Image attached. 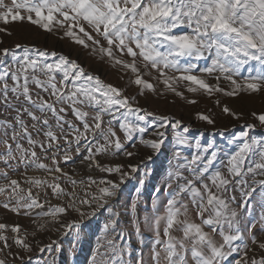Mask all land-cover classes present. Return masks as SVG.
I'll use <instances>...</instances> for the list:
<instances>
[{
  "label": "snow or ice",
  "instance_id": "6c2138e0",
  "mask_svg": "<svg viewBox=\"0 0 264 264\" xmlns=\"http://www.w3.org/2000/svg\"><path fill=\"white\" fill-rule=\"evenodd\" d=\"M24 21L48 33H62L61 38H70L73 43L93 53H100L102 59L107 57L112 64L120 65L125 71L130 69L140 96L157 90L153 83L143 78L137 57L142 59L145 70L150 67L158 73L159 82L166 91L177 96L183 97V92L178 91L177 87L182 81L189 82L188 92L202 90L209 96L214 92L236 96L242 92L250 94L264 91V0H0V23L7 26ZM5 31H8L6 27H0V32ZM101 39L106 42V46L101 44ZM9 53L12 54L13 64L0 66V101L12 107L9 101L11 92L17 101L23 97L24 104L28 106L16 108L14 123L0 121V145L4 146L0 150V162L7 168L0 169V194L7 192L9 201L3 203L5 209L10 208L19 214L22 209L43 207L31 186L47 184V181L27 176V170L35 167L49 174L55 172L67 176L57 161L62 148L65 162L73 160V151L79 155L83 149L88 153L85 160L90 169L95 166L100 172L119 174L123 181L129 175L123 170L125 165L102 164L96 159V154L115 156L124 150L120 136L112 126L114 123L119 125L126 141H132L139 135L141 142L156 153L161 151L165 143L164 130L168 127L173 129L172 139L177 145L189 144V138L184 135L189 128L185 126L182 131L178 130L182 127L181 121L173 123L168 115H155L138 106L136 97L126 95L125 90L113 84L104 83L98 75L87 72L77 60L55 51L23 44H16L14 49H0V58H7ZM124 55L131 60L121 59ZM209 55L211 65L200 68L197 62L208 59ZM49 57L55 58L53 62H48ZM245 70L247 75H243ZM197 71L219 73L216 80L223 78L229 81L232 90L225 91L219 83H208L201 76L193 74ZM36 73L45 78L41 79ZM57 75L61 77L58 82ZM239 76L243 77V83L234 79ZM9 77L13 82L11 86L7 82ZM30 84L48 93L54 100L49 102L39 94L37 99H33ZM189 103L196 101L191 100ZM57 104L69 107L57 109ZM84 108L92 109L94 114L90 116ZM37 111L41 115H37ZM68 111L82 128L65 119L62 113L67 114ZM223 111L237 116L227 106ZM48 113L55 118L59 135L49 123ZM25 114L33 122L31 128L37 135L42 132L45 140L33 139V132L23 118ZM252 115L264 126V113ZM197 116L208 124H214L209 115L198 113ZM150 117L153 118L152 125L148 124ZM105 123L107 127H104ZM65 126L68 132L64 131ZM151 126L155 127L156 138L144 139V134ZM246 128L250 130L255 125L248 124ZM98 137L103 138V144L99 143ZM239 138L243 142L228 157V176L219 170L209 175L217 153L211 151L210 155H204L213 145L209 143L202 146L199 140L195 142V148L200 151L193 154L190 160L185 157L184 163H177L176 170L168 173L169 180H183L185 178L180 170L187 169L194 179L178 184L177 190L169 192L165 215H155L153 218L154 245L158 248L152 252V264H161L162 260L164 264H189V259L193 264H223L233 253L239 252L241 246L245 249L244 255L235 264H264V255L259 258L254 255L249 259L248 244L241 230V213L230 206L236 198H225L229 190L238 185L244 201L241 207L248 211L250 201L258 195L262 207L260 222L264 225V139L250 138L249 131L245 130L239 133ZM21 140H26L29 147L25 148ZM36 147L46 154V159L52 161L53 167L39 161ZM125 154L127 157L134 155L133 152ZM175 156L179 159V151ZM127 167L132 172L138 171L137 165L129 164ZM21 169L24 171L19 178L10 176V172L18 173ZM249 175L252 177L251 183L246 179ZM205 176L210 183L204 182ZM59 178L56 176L54 179ZM21 181L30 187L25 189ZM87 181L82 197H78L75 191L69 192L62 188L59 183L51 184L53 195L57 199H67V203L37 215L50 217V222L59 224L60 228L75 230L78 235L86 218L94 217L100 209L106 208L110 218L103 225L105 243L99 247L104 251L98 252V255L107 257L105 264H129L124 256L130 254V250L117 240V237L123 239L124 236L123 229L119 228V213L110 204L120 184L106 177L97 181L89 176ZM70 182L74 187L77 183H85L72 179ZM139 184L143 185L144 180L140 179ZM93 185L96 186L95 192L90 191ZM140 191L138 187L137 197L129 204L133 214L137 209ZM155 192L159 193L160 189H155ZM182 194L190 197L200 223L188 219V204L181 199ZM11 201H15V204H10ZM152 207L155 212V204ZM23 214L27 215L28 211ZM72 214L78 219L64 222L63 216ZM182 215L185 217L183 220L180 219ZM161 221L165 222L163 239L160 235ZM133 222L135 232L139 235V218ZM144 223H149V217L145 216ZM5 227L0 224V229ZM204 227L210 228L211 233L205 232ZM253 227L255 224L249 226V231ZM12 230L18 233L20 226H13ZM261 230L264 231V227ZM173 231L182 232V237H175ZM213 233L218 234L220 239L216 240ZM110 234H114L112 238H108ZM15 242L23 249L31 250L26 240L17 237ZM251 243L264 250V240H258L255 235L251 236ZM52 244L41 247L40 251L47 248L51 252ZM0 264H6V261L0 259ZM136 264H144L142 255Z\"/></svg>",
  "mask_w": 264,
  "mask_h": 264
},
{
  "label": "rangeland",
  "instance_id": "374dc122",
  "mask_svg": "<svg viewBox=\"0 0 264 264\" xmlns=\"http://www.w3.org/2000/svg\"><path fill=\"white\" fill-rule=\"evenodd\" d=\"M10 2V0H6ZM0 27H6L8 31L0 32V49L10 48L14 49L16 44H23L27 46H35L38 49H47L49 52L55 51L58 54L69 56L71 59L77 60V62L85 68L87 72H91L93 75H98L104 83L113 84L125 90V94L130 97H136L138 106L144 108L149 112H153L155 115H168L172 118L174 123L176 120L182 122L181 129L188 127L189 131L184 133L189 138L188 145H177L172 139L173 129L171 127L166 128L165 143L159 153L154 152L150 147L145 146L140 136L137 135L132 141H126L123 132L119 129V125L114 123L112 126L120 136L121 143L124 145V150L119 154L106 155L96 154V159L102 164L113 165L116 163L125 165L123 169L129 175H127L123 181L120 180L119 174L116 173H103L98 168L93 166L91 169L88 167V162L85 157L88 155L86 151H83L77 155L74 151L71 153L73 156L72 161L65 162L63 160V148L60 150L61 154L57 155V161L59 167L63 173H67V176L60 173L53 172L49 174L43 169H37L31 167L27 170V176L35 177L40 180H46L47 184L34 185L32 187L33 194L37 197L38 201L43 205L42 208H35L32 210L22 209L18 214L11 211V209H5L2 205L4 202H9L7 192L0 194V224L6 225L4 229H0V259L6 261V264H94L93 258L95 257V264H105L107 257L98 255L103 253L104 249L99 247L105 243V233L103 225L110 218L107 209H100L96 216L86 218L83 221L81 229L78 230L77 235L75 230L60 228L59 224L50 222V217L38 216V213L47 212L50 208L67 203V199H57L50 188L53 183H59L62 188L67 191H75L78 197L84 195V190L87 187V178L91 176L93 179L99 181L101 178L116 181L120 184L117 194L111 198L110 204L116 212L119 213V228L123 229V239L117 237V240L127 245L130 250V254L126 253L124 256L125 261L129 264H136L138 257L143 256L144 264H152L151 256L154 248L158 246L154 245L155 240V226L153 218L155 215H165V206L169 197V192L177 190L178 184L186 183L188 179H194L191 172L187 169H181L185 179L183 180H169L168 173L176 170L177 163H184V158L191 159L193 154H197L198 151L195 148V142L200 141L202 146H207L209 143L213 145L212 149L204 155H210L211 151L217 153V159L213 162V166L210 169L211 172L219 170L225 176H228L227 164L228 157L236 151L239 144L242 143V139L239 138V133L242 130L249 131L250 138L264 139V126L260 125L258 119H256L253 113H264V91L259 93H239L236 96H228L224 92H214L211 96L204 93L202 90L196 93L188 92L187 87L189 82L182 81L177 87L178 91L183 92V97L177 96L171 92L165 90L164 85L159 82L158 73L150 67L145 70L142 67V59L137 57V65L141 68L143 78L153 83L156 87V92H145V95L140 96L138 94V86L133 83L135 76L131 73V70H123L120 65L112 64L107 57L101 58L100 53H93L89 49H85L73 43L70 38H61L62 33H48L38 26L32 25L30 22H13L7 26L0 23ZM11 33V34H9ZM99 39V37H97ZM101 44L106 46V42L101 39ZM19 51V50H17ZM117 56L120 54L117 52ZM123 60H131L130 57L124 55L120 57ZM55 58L49 57L48 62H53ZM200 68L208 67L211 65V56L206 60L197 62ZM13 64L12 54L9 53L7 58H0V66H8ZM193 74L201 76L208 83L215 85L219 83V86L225 91H231L232 85L229 81L221 78L216 80V76L219 73H203L194 72ZM247 70L243 75H247ZM41 79H44L42 75L36 73ZM169 75H178L176 73H169ZM60 75H57V82L60 80ZM239 83H243V77H234ZM7 82L11 86L13 84L9 77ZM30 91L33 93V99H37V94L43 96L44 99L52 102L54 97H50L48 93L42 92L34 84H30ZM195 100L196 103H189V101ZM9 101L13 105L12 107L6 106L0 101V121H10L14 123V117L16 115V108L22 106H28L24 104L23 97L17 101L13 94L9 92ZM227 106L232 112L237 114L236 117L223 111ZM57 109L61 107H69L68 105H56ZM35 111V109H30ZM84 111L89 112V115H93L94 112L90 108H84ZM203 113L209 115L214 121V124H208L206 121H202L198 118L197 114ZM37 115H41L38 111ZM65 115V119L73 121L78 127L82 128V125L75 120L71 111H68ZM25 122L30 126L29 130L33 132V139L45 140L42 132L37 135L31 128L33 123L29 117L25 114ZM49 123L53 126V130L60 134V130L55 127L56 121L51 113L47 114ZM107 120V117H105ZM153 118H149L148 124L152 125ZM91 123V120L89 121ZM254 124L255 128L247 129L246 125ZM39 128L40 125H37ZM104 127H107L105 123ZM47 129H44L46 131ZM65 132H68L67 126L64 128ZM144 139H155V127H149L148 132L144 134ZM100 144L104 143L103 138H97ZM25 148L29 147L26 140L20 141ZM11 143V141H10ZM63 144V140L60 141ZM87 145H85L86 147ZM95 148V144L92 145ZM3 145H0V150L3 149ZM14 147V145H13ZM37 156L40 162L45 163L49 167H53V163L50 159H46V154L40 150L39 147L35 148ZM55 151V149H53ZM179 151L180 157L176 158L175 154ZM126 152H133L132 157H127ZM51 155V153H47ZM152 157L151 160L148 157ZM137 165L138 171L132 172L131 168L127 165ZM247 166V162H246ZM0 169L7 170L6 166L0 162ZM21 172L9 173L12 178H19ZM59 176V180L54 178ZM259 178V177H258ZM70 179L77 182L83 180L85 183H77L75 187L70 182ZM143 179L144 184L140 185L139 180ZM246 179L251 183L252 177L249 175ZM204 182L210 183L207 176L204 177ZM22 187L27 189L30 185L21 181ZM171 185L169 188L168 185ZM197 183V187H199ZM140 188L139 199L137 200V209L133 214L129 208L131 200L137 197L136 189ZM159 188L160 192L156 193L155 189ZM90 191L95 192L96 186L93 185ZM234 196L235 202L231 203V207L241 213V230L244 234V239L248 244L247 252L249 259L252 256L264 255V250L258 248L257 245L251 243V236L255 235L258 240H264V231L262 227L264 225L260 222V215L262 214V207L260 204V197L257 195L255 200L250 201L249 210L244 211L241 205L244 203L241 196V189L237 185L225 195V198ZM181 199L188 204V219L191 222L200 223V218L196 216V209L191 204L190 197L182 194ZM10 204L14 205L15 201H11ZM153 204L156 206V211H153ZM28 211L27 215L23 213ZM63 215V214H62ZM207 215V213L205 214ZM145 216L149 217V223H144ZM139 218L140 234L135 232L136 218ZM185 217H180L183 220ZM78 219L75 214L64 215V222ZM165 222L161 221L160 235L163 239V227ZM255 224V227L249 231V226ZM19 225L20 231L14 232L13 226ZM60 228L59 231L57 229ZM205 232L211 233V229L204 227ZM110 234L108 238H112ZM172 235L177 238L182 237V232L173 231ZM216 240L220 237L218 234L213 233ZM20 237L31 246V250L23 249L20 245L16 244V238ZM5 240L7 247H5ZM55 241V244L52 242ZM52 244V251L41 252L40 248L46 245ZM245 249L241 246L239 252L233 253L223 264H235L237 260L242 259ZM190 256V254H189ZM23 258V259H21ZM161 264H164L163 260ZM189 264H193L189 259Z\"/></svg>",
  "mask_w": 264,
  "mask_h": 264
}]
</instances>
